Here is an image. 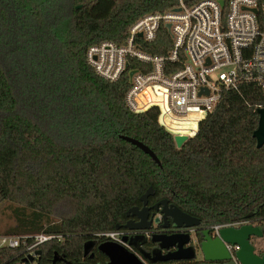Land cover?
I'll return each instance as SVG.
<instances>
[{
	"label": "trees",
	"instance_id": "obj_1",
	"mask_svg": "<svg viewBox=\"0 0 264 264\" xmlns=\"http://www.w3.org/2000/svg\"><path fill=\"white\" fill-rule=\"evenodd\" d=\"M178 5L0 0V206L13 208L17 221L6 235L62 236L41 245L34 263L26 262L23 247H1L0 264H110L100 248L85 259L84 244L102 245L98 234L123 230L151 187L152 208L168 200L212 225L264 223V146L254 137L264 95L257 86L225 92L178 149L157 108L142 114L127 108L128 73L109 82L87 62L92 45L122 46L140 18ZM171 47L164 26L154 43L143 44L153 55ZM123 136L147 145L160 165Z\"/></svg>",
	"mask_w": 264,
	"mask_h": 264
},
{
	"label": "built area",
	"instance_id": "obj_2",
	"mask_svg": "<svg viewBox=\"0 0 264 264\" xmlns=\"http://www.w3.org/2000/svg\"><path fill=\"white\" fill-rule=\"evenodd\" d=\"M161 26L169 32L172 47L164 55H153L143 44L154 43ZM86 57L106 81L116 82L128 73L125 104L130 112L142 114L157 108L161 127L173 137L191 139L225 92L251 84L264 95V0H230L224 7L220 0H202L192 6L179 0L170 11L147 14L136 21L124 45L103 41L92 45ZM134 62L142 69L131 68ZM229 227L234 226L216 225L214 232L219 236ZM136 234L123 229L97 236L132 250L124 238ZM55 239L62 236L4 235L0 248L23 247L29 262V257L38 258L41 245ZM228 250L236 260L240 247L228 245Z\"/></svg>",
	"mask_w": 264,
	"mask_h": 264
},
{
	"label": "water",
	"instance_id": "obj_3",
	"mask_svg": "<svg viewBox=\"0 0 264 264\" xmlns=\"http://www.w3.org/2000/svg\"><path fill=\"white\" fill-rule=\"evenodd\" d=\"M222 7L225 6L223 0L220 1ZM170 29V25H167ZM142 37V34H139ZM133 73L130 75L132 76ZM259 127L254 133L257 140V147L264 146V108L258 110ZM124 140L135 145L144 153L149 155L153 161L160 165L156 154L144 143L127 136ZM189 140L187 136H175L174 141L178 149H181ZM154 195L151 187L141 197L143 207H134L127 213L131 219L124 226V229L136 232L133 237H125L124 241L132 248H126L113 242H105L100 246L101 252L107 256L110 264H168L171 262L181 264H264V245L261 254L252 244L253 237H262V231L254 225H244L241 227H229L222 229L219 236L212 238L208 232L204 233V243L196 250L191 245L189 229L197 226L199 220L183 212L175 205H170L168 200H162L154 206L155 213L152 215L148 206L149 197ZM161 220H170L179 230L177 233H156L148 239L143 232L150 231L154 225H159ZM167 229V226H163ZM121 230V227H117ZM188 230V231H187ZM151 243L153 248L146 250L144 247ZM97 241L90 240L84 244V254L89 255ZM227 245H237L240 250L235 254L236 260L232 258ZM41 255V251H37ZM92 257V256H91ZM34 257H29V262L34 263Z\"/></svg>",
	"mask_w": 264,
	"mask_h": 264
},
{
	"label": "flooded vegetation",
	"instance_id": "obj_4",
	"mask_svg": "<svg viewBox=\"0 0 264 264\" xmlns=\"http://www.w3.org/2000/svg\"><path fill=\"white\" fill-rule=\"evenodd\" d=\"M170 205H174V204H171L169 202ZM152 208V207H150ZM184 212V211H183ZM155 213V209L152 208L151 210V214L153 215ZM191 215V214H189ZM192 217L196 218L199 220V224L191 229H189V234H190V237H191V245L194 246L196 248V250H199L200 246L203 245L204 243V240H205V237H204V233L205 232H208L209 236L212 237V238H216L217 235L216 233L214 232V227L216 225H212L208 222L207 219H204L203 217H199L197 215H191ZM131 219V217H130ZM234 227H241V226H244V225H254L256 227H259L262 231V237H253L251 239L252 241V244L257 248V252L258 254H261V249L264 245V223L262 224H253L251 221H248V222H243V223H235V224H232ZM163 226H167V229H164ZM181 231H184V230H179L170 220L166 221V220H161L159 225H154L153 228L150 230V231H146V232H143V234H146L148 239L150 240V238H152V236L156 233H177V232H181ZM188 231V230H187ZM97 241V245L93 248L92 252L85 256L84 254V257L85 259L86 258H90L91 260L94 259L95 257V249L97 248H100L101 244L99 243V240H95ZM107 241H104L103 243H105ZM146 250H150L153 248V245L149 242L145 245L144 247ZM227 248H228V245H227ZM92 256V257H91ZM66 264H90L89 262H70V261H66ZM168 264H181V263H175V262H171V263H168Z\"/></svg>",
	"mask_w": 264,
	"mask_h": 264
},
{
	"label": "rangeland",
	"instance_id": "obj_5",
	"mask_svg": "<svg viewBox=\"0 0 264 264\" xmlns=\"http://www.w3.org/2000/svg\"><path fill=\"white\" fill-rule=\"evenodd\" d=\"M16 224L17 221L13 208H10L8 204L1 205L0 206V237L6 235V232Z\"/></svg>",
	"mask_w": 264,
	"mask_h": 264
}]
</instances>
